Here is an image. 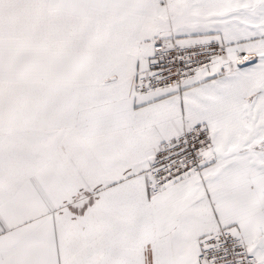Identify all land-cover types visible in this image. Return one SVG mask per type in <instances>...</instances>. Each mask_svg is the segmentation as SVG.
<instances>
[{
	"label": "snow or ice",
	"instance_id": "snow-or-ice-1",
	"mask_svg": "<svg viewBox=\"0 0 264 264\" xmlns=\"http://www.w3.org/2000/svg\"><path fill=\"white\" fill-rule=\"evenodd\" d=\"M0 264H264V0H0Z\"/></svg>",
	"mask_w": 264,
	"mask_h": 264
}]
</instances>
